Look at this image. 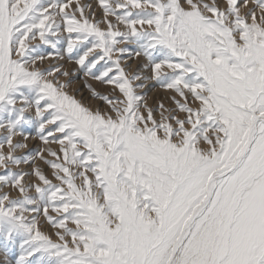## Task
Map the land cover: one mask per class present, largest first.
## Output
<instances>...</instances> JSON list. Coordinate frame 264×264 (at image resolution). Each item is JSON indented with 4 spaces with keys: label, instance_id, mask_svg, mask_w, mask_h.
<instances>
[{
    "label": "snow or ice",
    "instance_id": "obj_1",
    "mask_svg": "<svg viewBox=\"0 0 264 264\" xmlns=\"http://www.w3.org/2000/svg\"><path fill=\"white\" fill-rule=\"evenodd\" d=\"M251 2L99 0L96 21L80 0H0V189L19 193L0 191V237L5 253L19 239L16 264H264V0ZM62 42L110 86L89 85L104 107L43 67ZM149 80L172 107L148 106ZM33 123L43 147L14 155ZM36 158L51 179L12 170Z\"/></svg>",
    "mask_w": 264,
    "mask_h": 264
},
{
    "label": "rangeland",
    "instance_id": "obj_2",
    "mask_svg": "<svg viewBox=\"0 0 264 264\" xmlns=\"http://www.w3.org/2000/svg\"><path fill=\"white\" fill-rule=\"evenodd\" d=\"M80 3L85 5H91V11L95 12V20L99 21L103 18V12L102 9L99 7V0H80ZM249 7H253V4L251 0H249ZM86 15H90V12L88 9H86L85 12ZM114 20V18H113ZM115 22V21H114ZM101 27H105L103 24H101ZM33 43H39V41H34ZM61 48V55L63 56V59H53L51 61H45L43 64V67H49V66H62V70H66L69 72V75L67 77L61 76L60 79L62 82H71V86L69 87L68 91L70 94H73L76 96L78 100H82L85 104H88L92 107H96L97 105L104 107V104L102 101L94 100L91 95V91L89 88V85L91 88H94L96 91L107 94L111 91L110 86L101 85L99 82L93 80L90 76H86L84 74V71L75 63V60H69L67 53L65 51L66 49V42H62V45L59 46ZM130 48L135 50L134 45H130ZM42 51L47 52L49 51L48 46H42ZM144 59L136 58V59H128L125 63L122 64V66L125 67V70L131 74L133 71H139L140 66L144 63ZM143 75H151L150 70L143 71ZM143 94H145V99L147 101V104L149 107L153 108L154 110L158 109V105L160 102H163L166 107H172V102L169 99V96L171 93L165 92L163 89L159 87L154 81H147L146 86L144 89L140 90ZM116 95H119L117 92ZM155 114L157 116V119H159V112L155 111ZM27 116H33L34 112L29 111L26 113ZM23 131L28 134V139L24 140L22 136H16V138L13 137V142H20V143H26L27 147L23 149H18L14 155L16 156H24V155H30L35 156L36 151H38L41 147H43L38 135H37V125L35 123L30 125H25L23 128ZM5 135V132L3 129H0V138H2ZM5 146V151H6ZM51 159V157H48ZM33 167H39L41 168L46 174L49 175V178L51 179V169L46 165L43 161H41L39 158H36L35 164L29 163V164H21L19 167L12 166L13 171H24V172H31ZM4 169L0 168V174H3ZM31 180V178H28ZM53 183H58V181L53 180ZM0 191L8 192L11 198H16L19 193L11 188H3L0 189ZM34 190L29 193V195H34ZM41 223H43V218L40 217ZM44 231L46 233H51L52 229L49 227H45ZM55 239V237H53ZM20 247H19V239L17 240L16 244L12 246L7 253L4 251V241L3 238L0 237V264H16L17 259L20 256ZM8 263H7V262Z\"/></svg>",
    "mask_w": 264,
    "mask_h": 264
},
{
    "label": "bare ground",
    "instance_id": "obj_3",
    "mask_svg": "<svg viewBox=\"0 0 264 264\" xmlns=\"http://www.w3.org/2000/svg\"><path fill=\"white\" fill-rule=\"evenodd\" d=\"M14 138H16V136H15ZM6 262H7V261H6ZM8 262H9V261H8ZM8 262H7V263H8Z\"/></svg>",
    "mask_w": 264,
    "mask_h": 264
}]
</instances>
